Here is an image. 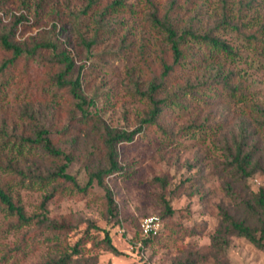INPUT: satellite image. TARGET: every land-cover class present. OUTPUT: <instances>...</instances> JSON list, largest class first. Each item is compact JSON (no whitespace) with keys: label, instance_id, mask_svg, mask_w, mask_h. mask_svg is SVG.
<instances>
[{"label":"rangeland","instance_id":"rangeland-1","mask_svg":"<svg viewBox=\"0 0 264 264\" xmlns=\"http://www.w3.org/2000/svg\"><path fill=\"white\" fill-rule=\"evenodd\" d=\"M113 1L97 0L89 7V0H0V34L25 48L37 41L55 44L21 55L9 82L0 87V128L6 129L0 135V184L27 216L43 214L65 226L55 232L37 226L35 218L22 223L0 205V264H39L86 235L82 255L97 254V264H264V249L243 237L217 235L223 212L245 218L243 202L264 186L260 170L244 178L235 174L227 165V149L244 138L264 168V124L252 121L242 103L223 91L216 67L196 61L205 50L192 42L198 50L195 64L186 61L174 70L157 93H175L182 105L165 108L158 118L161 127L143 125L132 141L117 144L122 172L104 178L117 217L108 215L105 191L96 181L83 193L69 187L42 209L50 188L29 174L51 170L54 157L15 139L47 129L53 144L71 154L67 172L80 186L88 180L87 166H106L101 144L105 128L130 132L142 125L151 104L139 90L160 81V56L172 60L165 33L149 18L155 11L159 18L168 13L178 33L191 28L226 39L242 57L228 61L225 71L243 76L247 103L264 108V55L255 54L229 27L215 29L225 12L248 28L264 16V0H123L128 11L107 13ZM18 17L23 21L16 24ZM61 51L73 60V77L83 67L80 88L87 123L80 120L82 111L70 87H59L54 79L63 68L56 57ZM11 55L0 43V64ZM162 198L170 203L172 215L163 216ZM151 215L162 221L160 236L139 245L144 239L140 222ZM167 228L179 230V235H168ZM104 229L121 253L105 249Z\"/></svg>","mask_w":264,"mask_h":264},{"label":"trees","instance_id":"trees-1","mask_svg":"<svg viewBox=\"0 0 264 264\" xmlns=\"http://www.w3.org/2000/svg\"><path fill=\"white\" fill-rule=\"evenodd\" d=\"M96 2L97 0H89V7ZM171 5V7L175 6V2ZM245 6L252 8L253 4H246ZM115 10L128 11V8L124 4L123 0H115L110 6H108L106 11L107 13H110ZM149 18L152 20V25L165 33V39L168 42L170 57L172 60L171 62L169 59L166 60V54L160 56V81L156 80V82H151L148 89L145 91L139 90L141 94L147 97L151 104L147 117L142 119V125L130 132L105 128L101 138V144L103 146L102 148L105 149L104 153L106 166H92V164L89 165L90 167L87 166L89 176L84 186H80L76 177L67 172L69 162L71 161V154L65 153L64 150L53 144L52 140L48 137L49 131L47 129L40 128V130L36 131L35 136L21 135L17 136L15 139V141L20 145L27 143L28 145L36 147L40 146L46 153L54 157V166L51 170L44 169V171H39L38 169H33L29 174V178L31 180L50 188L48 194L44 196L41 203L43 210L45 209V203L49 199L53 196L59 197L64 195L68 191L69 187L70 189H76L77 191L83 193L88 191L93 181H96L97 184L105 191L108 215L111 218L117 217L118 210L114 202L112 192L104 183L105 176L122 172V167L118 164L117 160V144L122 141H132L135 133L141 131L143 125L155 123L161 127L158 123V118L165 113V108L174 106L179 107V105H182L175 93H173V95L163 97H157V93L159 92L160 87L163 86L164 80L171 77L174 70L183 66L186 61L191 64H195L193 59L195 58L198 50H200V46L204 47L205 54H202V58L196 59V61L201 63V65L204 64V66L216 67V76H222L221 88L223 91L228 93L230 97L236 98V100L242 103L244 113L252 121L264 124V108L255 107L254 104L247 103L249 92L247 91L246 82H244L243 76L236 77V72L233 69L225 71V64H227L228 61H235L242 57L241 54L238 53L226 39L210 33L198 34L191 28L182 29V31L178 33L176 23L172 21L171 16H169L168 13L159 18L155 11L149 16ZM22 21L23 18L18 17L15 23L17 24ZM218 21L219 22L216 24L215 29L219 27H229L242 37L255 54L264 55V16L257 17L256 20L254 19L251 21L248 28H246V24H242V22H239V19L229 15L227 12L222 13L221 18ZM191 42L196 45L198 44L199 49H196V51L193 50ZM0 43L6 50L11 51L12 53L10 57L5 58L0 64V87H4V85L9 82L8 76L17 67V59L21 55L25 53L30 56L40 48H55V44L50 41L34 42L33 46L30 48L21 47L20 45L10 41L8 34L6 33L0 34ZM85 43L88 46L89 43L86 41ZM56 57L58 61L62 62L63 68L55 74L54 79L59 87H70V91L77 99L76 105L82 111L80 120H85V123H87L90 116L84 108L86 98L82 94L80 88L81 69L83 67L81 66L78 69L77 74L73 77L72 58L66 54L65 51L59 52ZM203 127H205V124H203ZM161 129L164 130L163 132L166 131L164 127ZM0 135H6L5 128H0ZM242 139V141H236L232 149H227V152L229 153L228 158H230L227 165L235 170V174L243 178L248 177L253 172L259 170L262 171L264 175V168L262 167L260 160L253 159V152L247 150L248 144L244 138ZM9 169H12L14 172H17L18 170V168L12 164H10ZM20 173L22 174V171H20ZM4 185V183L0 184V205L5 207L9 213L15 214L19 222L28 223L35 218L37 226H43L48 230L55 232H63L65 230L64 224L50 222L43 214L41 217L40 215L35 217L27 216L23 208L13 201ZM162 200L164 205L163 216L172 215L174 210L171 208L170 203L165 198H162ZM243 208L247 211V216L245 218H236L227 211L223 212V219L221 221L220 228L217 231V235L225 233L243 237L257 248L264 249V186L260 187L249 200H245L243 202ZM45 222H47V224H45ZM182 230L186 231V229ZM167 231L168 235H175L176 237L179 235V230L169 228ZM159 236L160 235L158 233L156 236L144 238L142 243L145 245L152 243L153 240L157 239ZM88 239L89 237L86 235L80 238L73 246H62L56 256L39 264H97V254H90L88 256L82 255L84 247L86 248V242ZM214 239H217V237ZM27 240L28 239H26V241ZM102 241L105 245V249L116 254L121 253L112 243L110 233L107 229H104Z\"/></svg>","mask_w":264,"mask_h":264},{"label":"built area","instance_id":"built-area-1","mask_svg":"<svg viewBox=\"0 0 264 264\" xmlns=\"http://www.w3.org/2000/svg\"><path fill=\"white\" fill-rule=\"evenodd\" d=\"M162 228V221L159 216L151 215L143 218L140 222L141 235L144 238L156 236ZM142 244L141 241L138 242Z\"/></svg>","mask_w":264,"mask_h":264}]
</instances>
